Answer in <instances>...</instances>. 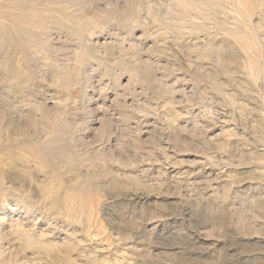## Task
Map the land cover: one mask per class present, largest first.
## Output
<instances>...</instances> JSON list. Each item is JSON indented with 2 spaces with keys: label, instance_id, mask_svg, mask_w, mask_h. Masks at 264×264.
Returning a JSON list of instances; mask_svg holds the SVG:
<instances>
[{
  "label": "clouds",
  "instance_id": "1",
  "mask_svg": "<svg viewBox=\"0 0 264 264\" xmlns=\"http://www.w3.org/2000/svg\"><path fill=\"white\" fill-rule=\"evenodd\" d=\"M0 264H264V0H0Z\"/></svg>",
  "mask_w": 264,
  "mask_h": 264
}]
</instances>
